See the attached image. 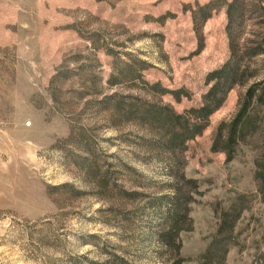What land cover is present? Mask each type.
Here are the masks:
<instances>
[{"label": "rangeland", "instance_id": "obj_1", "mask_svg": "<svg viewBox=\"0 0 264 264\" xmlns=\"http://www.w3.org/2000/svg\"><path fill=\"white\" fill-rule=\"evenodd\" d=\"M233 1L0 0V264H264V106L231 161L211 151L264 54L238 61L254 78L201 136L165 146L166 109H199L232 49L264 52V0L228 19Z\"/></svg>", "mask_w": 264, "mask_h": 264}, {"label": "trees", "instance_id": "obj_2", "mask_svg": "<svg viewBox=\"0 0 264 264\" xmlns=\"http://www.w3.org/2000/svg\"><path fill=\"white\" fill-rule=\"evenodd\" d=\"M237 3V0H234L227 7L226 15L228 19H231V9L235 7ZM262 10L263 9H261V11ZM262 46L263 45L260 44L257 47L258 49H246L243 51V54L240 57H237L236 52L232 49L230 61L226 63L221 69L208 75L207 82L215 83L210 88L208 93L202 97V106L199 109H190L186 111L184 115H178L173 110L166 109L165 115L169 119V128L165 146L170 153L174 154L176 151L183 149L187 141L201 136L202 132L207 127L209 117L221 107L225 96L234 86L245 87L248 85V82L250 79L254 78V75L250 72L248 67L239 65L238 61L242 60L243 57H253L259 55L260 52L264 54L262 51ZM236 57L238 60L237 62L233 63ZM141 65L143 66V64ZM181 94V91L171 92V95L176 100V102L180 101ZM240 104V109L233 120L229 123H221L219 125L216 138L211 148L213 153H223L227 162L232 160L235 147L244 143L246 137L252 131V119L248 113L250 105L264 106V79L263 81H259L248 87L245 92L244 99L240 102ZM179 178L183 181L185 180L182 175ZM254 179L258 184V191L262 196V201L264 204V155L262 157V161L256 166ZM187 184L192 185L193 183L190 181L185 182V185ZM176 195L178 196L176 201L177 206L180 208V212L182 214L181 217L185 218L187 216L186 208L189 201L188 193H181V191L178 190ZM183 230V227L179 225V221H176L171 225L167 233H163L161 235L165 246H167L170 250L173 249V251L175 249L176 254H178L180 248L179 244L176 245L177 236ZM113 264L128 263L123 259L116 258L115 263ZM173 264H180V261L176 260Z\"/></svg>", "mask_w": 264, "mask_h": 264}]
</instances>
